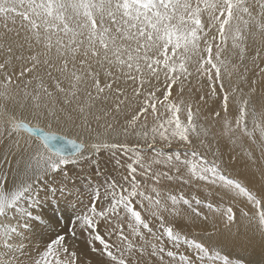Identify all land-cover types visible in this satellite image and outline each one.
I'll list each match as a JSON object with an SVG mask.
<instances>
[{
  "label": "snow or ice",
  "instance_id": "1",
  "mask_svg": "<svg viewBox=\"0 0 264 264\" xmlns=\"http://www.w3.org/2000/svg\"><path fill=\"white\" fill-rule=\"evenodd\" d=\"M257 35L264 42V0H0V159L11 158L0 165V264H20L10 259L17 249L28 264H264V184L209 161L222 154L199 122L203 114L233 144L247 137L264 148V106L237 95L225 55L243 62L244 42ZM257 75L264 85V67ZM244 81L254 93L257 80ZM60 94L77 103L73 129L87 136L67 141L71 157L53 148L55 135L23 136L34 129L9 106L22 101L35 119L59 121L63 109L45 98ZM106 151L126 157L119 178L89 185L71 229L33 254L37 210L71 195L57 177ZM197 221L214 231L195 230ZM217 221L258 235L259 259L252 239L238 254L235 241L218 238Z\"/></svg>",
  "mask_w": 264,
  "mask_h": 264
},
{
  "label": "bare ground",
  "instance_id": "2",
  "mask_svg": "<svg viewBox=\"0 0 264 264\" xmlns=\"http://www.w3.org/2000/svg\"><path fill=\"white\" fill-rule=\"evenodd\" d=\"M231 41H229V44ZM253 45V47H251ZM244 47L246 48L245 59L241 62L233 51L229 50L225 53L231 60L236 64V72L232 75L231 83L233 86H239L240 91L237 92V95H243L245 98L257 99L258 103L255 107L264 106V85L261 83L260 76L257 75L260 67H264V42L261 41V38L257 35L255 38L249 36V38L244 42ZM260 51V58L255 61L252 60V57L255 55L256 51ZM244 77H247L248 80L256 79V91L250 93L249 85L244 81ZM47 80V77H45ZM226 84L228 81H225ZM187 99V96L186 98ZM20 103L9 102V106L12 110L16 112L19 121H24L30 125L39 126L47 131H51L60 135H64L69 139L75 140L81 143L84 139H87V136L77 137L76 132L73 129V124H79L81 122L82 116L77 110V103L73 102L72 104L64 103L63 94H60L59 97L54 96L53 98H45V103L55 106V108L61 112V118L59 121L53 120H37L32 115L28 109L21 107ZM211 104V101L209 102ZM182 114V119H183ZM91 119V117H89ZM123 122V118H121ZM199 122L204 124L206 127H209L211 134L206 138L209 143L213 146V151H215L216 146H219L221 156L215 157L212 152H209L208 159L209 161L213 159L222 160L223 163L221 167L224 169L225 174L230 173L234 177H239L243 182H250V186L254 185L259 188L261 184H264V148L260 145L249 144L251 140L247 137L239 138L238 136L234 137L236 143L233 144L223 133L222 123H217L213 121L208 123L204 120L203 114L199 117ZM93 127H96L95 122L92 124ZM249 128H251V121H249ZM23 136L30 137L25 133H22ZM32 140H35L37 143L41 141L30 137ZM123 139V137H121ZM0 147H3L0 145ZM203 151V150H202ZM113 155V156H112ZM126 157L121 152L115 154L111 152H104L101 155L94 156L90 161L81 160L79 164L70 165L66 170V173L62 176L57 177L55 184L60 185V187L67 186L68 193H71L70 196L66 193L64 196H58L57 200L51 201V207L47 204L44 205L43 210H37L41 212L42 219H38L39 227L33 230L31 239L34 241L33 244V254L35 248L42 247L44 241L50 235L61 232L65 226L71 229L72 224L75 223V217L80 213L82 208L85 205L89 204L87 194L92 191L89 188V185H92L93 188L99 186L101 183H104L106 186L108 181H111L113 177L119 178L115 172L117 168L116 161H124ZM11 163V158H9V164L5 165L4 160L0 159V165H3L5 168L9 167ZM119 166V165H118ZM117 174V175H116ZM58 182V183H57ZM51 187V185H50ZM164 189V186H161ZM81 190H83V195H81ZM175 189H173L174 191ZM185 193H197L196 190L189 189L184 187ZM101 191L103 188L101 187ZM50 199V198H49ZM82 201V204L78 202ZM62 214V217L57 218V214ZM55 219H52V218ZM71 218V223L69 222ZM55 220H59V226H57ZM221 233H224L223 236L218 235V238L227 239L230 243L235 241L237 247L235 252L238 254H244L241 251V247L249 244V240L252 239V242L256 245L257 255L252 256V259H259V236H253L251 230H245L243 222L237 225H233L230 232H224L223 224L217 221ZM201 227H206L208 231H214L212 224L208 223L207 225L201 224L197 221L196 229L199 231ZM191 226L186 228V231H190ZM27 248L28 245L26 244ZM5 251H0V259L5 256ZM29 252H20L18 249L14 252L13 256L10 257L13 261L19 260L20 264H28Z\"/></svg>",
  "mask_w": 264,
  "mask_h": 264
},
{
  "label": "water",
  "instance_id": "3",
  "mask_svg": "<svg viewBox=\"0 0 264 264\" xmlns=\"http://www.w3.org/2000/svg\"><path fill=\"white\" fill-rule=\"evenodd\" d=\"M19 122L25 123L29 127L33 128L34 129L33 132H24V133L27 134L30 137L38 139L41 142H42L41 133L43 135H55L56 139L51 141L53 148L64 150L65 155H67L69 157L72 156L71 145H69L67 143L68 140H72V139H69V138H67L64 135H60V134H57V133H54V132H51V131H47V130L43 129L42 127L30 125L29 123L24 122V121H19ZM77 143H79V142H77Z\"/></svg>",
  "mask_w": 264,
  "mask_h": 264
},
{
  "label": "rangeland",
  "instance_id": "4",
  "mask_svg": "<svg viewBox=\"0 0 264 264\" xmlns=\"http://www.w3.org/2000/svg\"><path fill=\"white\" fill-rule=\"evenodd\" d=\"M251 47H253V45H251ZM263 62H264V59H263ZM186 98V97H185ZM257 103H258V100L257 99H252L250 100V107L251 106H257ZM257 110H259L261 107H256ZM250 121V120H249ZM33 138V137H32ZM36 139V138H35ZM38 140V139H37ZM249 144H253L252 142L249 143ZM256 145H260L259 141L256 143ZM261 146V145H260ZM113 156V155H112ZM71 157V156H70ZM115 172L118 174V175H121V172H122V169L120 168V166L117 165V168L115 169ZM116 174V175H117ZM55 183V182H54ZM58 183V182H57ZM52 186V185H51ZM59 217H62V214L58 213L57 214V218Z\"/></svg>",
  "mask_w": 264,
  "mask_h": 264
}]
</instances>
